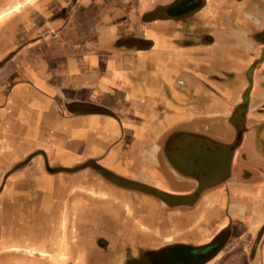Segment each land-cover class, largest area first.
<instances>
[{
    "label": "crops",
    "instance_id": "1",
    "mask_svg": "<svg viewBox=\"0 0 264 264\" xmlns=\"http://www.w3.org/2000/svg\"><path fill=\"white\" fill-rule=\"evenodd\" d=\"M177 1L0 0V264H264V0Z\"/></svg>",
    "mask_w": 264,
    "mask_h": 264
},
{
    "label": "flooded vegetation",
    "instance_id": "2",
    "mask_svg": "<svg viewBox=\"0 0 264 264\" xmlns=\"http://www.w3.org/2000/svg\"><path fill=\"white\" fill-rule=\"evenodd\" d=\"M193 2H194L193 0H180L177 1L173 6L176 7L177 9L178 7H185L187 5H190ZM178 9L181 10V8ZM220 236L221 235L214 236L209 242H207L205 245L201 247H192L189 245L165 246L153 254L154 258L152 257V261L158 264H196V263H191L190 261L194 259L196 255H202V254H206L207 252H210L211 249L215 247V245L211 244V242L216 239L220 240L219 239L221 238ZM219 248H220V244L217 245L214 251L210 252L208 257L203 262L197 264H205L217 253ZM172 252H174L176 258L178 257L177 259L171 257L170 253ZM181 256L183 262L182 260L180 261Z\"/></svg>",
    "mask_w": 264,
    "mask_h": 264
},
{
    "label": "water",
    "instance_id": "3",
    "mask_svg": "<svg viewBox=\"0 0 264 264\" xmlns=\"http://www.w3.org/2000/svg\"><path fill=\"white\" fill-rule=\"evenodd\" d=\"M181 11H183V10H180V9H175V10H170V12L171 13H175V12H177V13H179V12H181ZM220 239V238H219ZM211 244H214L215 245V247L214 248H212L211 249V251H214L215 249H216V247H217V245H219L220 244V240H213L212 242H211ZM210 251V252H211ZM210 252H207L206 254H202V255H196L195 256V258L194 259H192L190 262L191 263H201V262H203L207 257H208V255L210 254ZM191 259V258H190Z\"/></svg>",
    "mask_w": 264,
    "mask_h": 264
},
{
    "label": "bare ground",
    "instance_id": "4",
    "mask_svg": "<svg viewBox=\"0 0 264 264\" xmlns=\"http://www.w3.org/2000/svg\"><path fill=\"white\" fill-rule=\"evenodd\" d=\"M26 248V247H25ZM181 261V260H180Z\"/></svg>",
    "mask_w": 264,
    "mask_h": 264
}]
</instances>
